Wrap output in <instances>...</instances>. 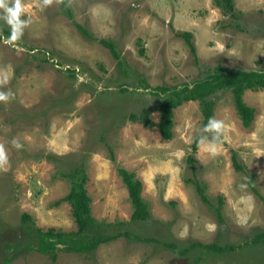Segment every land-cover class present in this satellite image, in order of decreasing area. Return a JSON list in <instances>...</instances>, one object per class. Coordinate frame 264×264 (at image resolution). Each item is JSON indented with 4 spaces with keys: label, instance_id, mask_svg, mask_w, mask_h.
I'll return each instance as SVG.
<instances>
[{
    "label": "rangeland",
    "instance_id": "1",
    "mask_svg": "<svg viewBox=\"0 0 264 264\" xmlns=\"http://www.w3.org/2000/svg\"><path fill=\"white\" fill-rule=\"evenodd\" d=\"M68 1L74 18L62 0H21L22 18L31 24L17 48L2 42L10 28L0 21V79L8 78L0 91L13 93L0 102V145L9 159L7 170L0 171V264H264V88L244 92L243 100L256 109L248 127L231 90L215 95L212 119L224 123L215 156L207 151L210 132L194 149L205 133L199 100L174 109L170 140L158 126L121 124L123 114L143 103L141 97L150 105L160 102L141 95L143 77L151 87L174 86L205 78L219 66L263 70L264 0H235L236 17L214 0ZM187 31L196 57L177 35ZM101 39L116 44L127 75ZM126 83L132 92L119 93ZM114 108L115 119H108ZM151 118L159 123L161 113L154 110ZM234 157L245 171L236 168ZM78 164L87 169L93 215L107 223L127 221L122 230L142 239L124 235L90 254L59 250L54 262L25 249L22 215L30 214L43 229L76 231L71 204L57 202L71 190V181L59 172ZM120 167L142 181L149 220L130 223L134 208ZM193 178L213 205L188 182ZM106 231L114 233L112 227ZM259 236L262 241L254 242Z\"/></svg>",
    "mask_w": 264,
    "mask_h": 264
},
{
    "label": "trees",
    "instance_id": "2",
    "mask_svg": "<svg viewBox=\"0 0 264 264\" xmlns=\"http://www.w3.org/2000/svg\"><path fill=\"white\" fill-rule=\"evenodd\" d=\"M215 4L223 8L226 11L232 12L233 16L236 14V5L235 0H214ZM65 12L69 17L74 18V13L71 8V5L68 0H62ZM80 31L87 37L94 38L93 34L83 25L77 26ZM7 34H10V29L5 31ZM177 35L184 37L187 43L190 45L192 53L196 57V48L192 41V32H177ZM0 38L2 36L0 35ZM101 43L106 45L111 49L112 53L118 59V65L121 68L122 73L128 74L127 69H125L124 59L121 56V53L117 50L116 44L112 41L101 39ZM141 54H145V50H141ZM52 59L47 57L46 60ZM61 62H57L60 65ZM70 71L73 69L70 68ZM75 76V71L72 74ZM132 85V84H131ZM138 86L145 89L144 92L138 93L142 96L149 94L151 96L159 97L160 102H157L154 106L150 105L149 100H145L143 97L139 101L143 103H138L140 106L130 110L128 113L123 114L121 124H124L127 120L132 122H142L146 127H155L158 126L161 130L162 137L166 140H170L173 137V128H174V109L179 107L188 101L199 100L203 109L204 114V123H208L209 118H212L214 115V110L216 106V94L221 90H231L236 106L245 126H250L255 118L256 109L247 105L243 100V95L245 90H260L264 88V69L263 70H242L236 67L227 68L225 66H219L216 68L215 72L210 73L205 78H200L195 80L193 83H185L180 85H160L156 87H151L146 77H143L139 80ZM130 87L126 84H123L118 90L119 93L129 94ZM137 92V90H133ZM133 92V93H134ZM154 110H158L161 113V120L159 123L155 122L151 116ZM115 108L107 114V118L116 116ZM110 116V117H109ZM112 119V120H113ZM120 121V119H117ZM120 121V122H121ZM110 122V120H109ZM115 121H111L113 125ZM120 125V124H119ZM207 136V133L201 134L194 144V149H197V143L200 139ZM102 139H105V135L102 134ZM110 146V145H109ZM112 159H115L113 149H111ZM234 165L240 171H245L243 164L236 158H233ZM193 161V158L190 160ZM71 170L60 171L61 177L71 181V190L70 192L59 200L60 202H68L72 207V214L78 225L76 231H64L59 230L55 227L49 229H43L36 225L34 218L28 214L23 213L22 223L24 224V239L27 240V243L24 244V247L27 251H36L46 256L51 257V259L56 262L58 258L59 250H67L77 254L83 253H93L95 252L102 244L109 243L118 239L121 236L126 235L127 237H135L137 239H142L137 235H133L130 231H123L122 227L128 225L127 221L107 223L97 219L93 215L92 210V197L90 196L86 184L88 182V173L87 169L83 164H78ZM119 174L122 176V180L126 184V187L129 191V197L134 208V213L132 216V222L137 221H147L151 218V210L148 202L142 196L143 183L136 177L135 172H130L127 169L120 167ZM189 183L193 182L198 187L199 192L203 196V200L209 204L213 205L209 197L203 195L204 189L201 184L197 181V178L189 179ZM254 191L257 192L256 187L251 183ZM216 211L219 212L220 222L224 223V217L221 212V208L216 207ZM113 229L114 233H107V229ZM118 230V231H117ZM117 231V232H116ZM261 235V234H258ZM262 241V236L257 238L256 243ZM199 246H206L208 249L223 251L229 249H236L232 245H219V244H207L198 243ZM15 246L20 247L16 244ZM192 248L182 251L183 254L188 253ZM7 263L12 261V258H6Z\"/></svg>",
    "mask_w": 264,
    "mask_h": 264
},
{
    "label": "clouds",
    "instance_id": "3",
    "mask_svg": "<svg viewBox=\"0 0 264 264\" xmlns=\"http://www.w3.org/2000/svg\"><path fill=\"white\" fill-rule=\"evenodd\" d=\"M48 2V0H46ZM24 7L21 0H0V21H3L10 28V34L2 38V42L8 46L17 48L20 47L19 41L22 40L24 36L25 29L31 24L30 19H24ZM7 76L0 79V85H7ZM13 98V93L9 91H0V102L7 103ZM204 132L212 133L211 140L207 142V151L212 155H217V142L221 139L224 131L223 121H218L209 118L208 123L204 126ZM207 138H202L206 140ZM15 147H19V143L16 140L12 141ZM9 164V159L7 152L5 151L3 145H0V171H6Z\"/></svg>",
    "mask_w": 264,
    "mask_h": 264
}]
</instances>
